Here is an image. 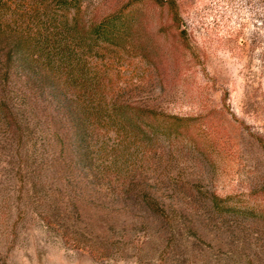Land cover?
Here are the masks:
<instances>
[{
	"label": "rangeland",
	"instance_id": "1",
	"mask_svg": "<svg viewBox=\"0 0 264 264\" xmlns=\"http://www.w3.org/2000/svg\"><path fill=\"white\" fill-rule=\"evenodd\" d=\"M117 11L122 38L80 53L158 129L129 151L145 178L120 195L61 179L54 142L0 103V264H264V0H84L76 29Z\"/></svg>",
	"mask_w": 264,
	"mask_h": 264
},
{
	"label": "trees",
	"instance_id": "2",
	"mask_svg": "<svg viewBox=\"0 0 264 264\" xmlns=\"http://www.w3.org/2000/svg\"><path fill=\"white\" fill-rule=\"evenodd\" d=\"M82 1L0 0V103L37 129L33 138L54 142L61 179L104 181L113 193L130 194L141 173L129 151L139 132L157 137L159 131L145 130L146 112L102 97L80 51L122 38L127 20L117 11L77 30ZM25 129L17 123L19 142ZM143 186L140 208L169 224L174 211ZM219 206L214 197L211 207Z\"/></svg>",
	"mask_w": 264,
	"mask_h": 264
}]
</instances>
